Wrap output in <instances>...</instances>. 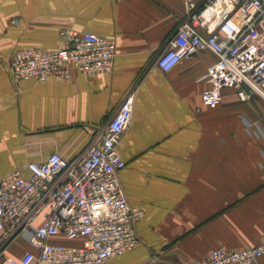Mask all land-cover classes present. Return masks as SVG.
Wrapping results in <instances>:
<instances>
[{
    "label": "crops",
    "instance_id": "crops-1",
    "mask_svg": "<svg viewBox=\"0 0 264 264\" xmlns=\"http://www.w3.org/2000/svg\"><path fill=\"white\" fill-rule=\"evenodd\" d=\"M184 12L185 0H0V177L26 174V163L52 152L79 159L124 95L135 93L117 151L126 199L143 211L139 244L104 264H189L218 248L264 242V102L224 90L217 107L204 106L203 76L216 61L208 50L168 72L156 67ZM70 31L113 38L112 70L13 81L16 51H57ZM28 250L15 237L0 248V264Z\"/></svg>",
    "mask_w": 264,
    "mask_h": 264
},
{
    "label": "built area",
    "instance_id": "built-area-1",
    "mask_svg": "<svg viewBox=\"0 0 264 264\" xmlns=\"http://www.w3.org/2000/svg\"><path fill=\"white\" fill-rule=\"evenodd\" d=\"M61 36L65 46L57 51L15 52L13 79L44 82L69 78L72 69L86 76L112 70L113 38L75 31ZM204 50L216 56L203 76L204 106L217 107L224 90L241 102L254 97L264 102V0H185L182 21L155 65L168 72ZM134 103V91L126 93L79 159L52 152L26 163V174L17 169L0 177V248L18 236L30 247L19 258L5 257L7 264H104L139 244L136 224L143 211L126 199L119 179L125 162L117 151ZM262 255L264 242L216 249L189 264H258Z\"/></svg>",
    "mask_w": 264,
    "mask_h": 264
},
{
    "label": "rangeland",
    "instance_id": "rangeland-1",
    "mask_svg": "<svg viewBox=\"0 0 264 264\" xmlns=\"http://www.w3.org/2000/svg\"><path fill=\"white\" fill-rule=\"evenodd\" d=\"M11 23H16V21L13 19V20H11ZM22 50V49H21ZM19 51V50H18ZM17 52V51H16ZM13 56V55H12ZM12 58V57H11ZM11 60V59H10ZM9 69H10V62H9ZM10 73H11V69H10ZM11 77H12V73H11ZM12 79H13V77H12ZM13 81L15 82V83H18V81H16V80H14L13 79Z\"/></svg>",
    "mask_w": 264,
    "mask_h": 264
},
{
    "label": "bare ground",
    "instance_id": "bare-ground-1",
    "mask_svg": "<svg viewBox=\"0 0 264 264\" xmlns=\"http://www.w3.org/2000/svg\"><path fill=\"white\" fill-rule=\"evenodd\" d=\"M222 248H223V247H222ZM218 249H220V248H218ZM224 249H227V248H224ZM212 252H213V251H212ZM212 252H211V253H212ZM211 253H210V254H211ZM262 256H263V255H262ZM262 256H261V257H262ZM208 257H209V256H208ZM261 257H260V258H261ZM260 258H259V259H260ZM205 259H206V258H205Z\"/></svg>",
    "mask_w": 264,
    "mask_h": 264
}]
</instances>
